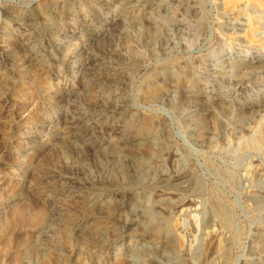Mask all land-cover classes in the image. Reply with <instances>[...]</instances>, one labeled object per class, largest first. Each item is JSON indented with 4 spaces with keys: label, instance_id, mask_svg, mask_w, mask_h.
I'll return each instance as SVG.
<instances>
[{
    "label": "rangeland",
    "instance_id": "obj_1",
    "mask_svg": "<svg viewBox=\"0 0 264 264\" xmlns=\"http://www.w3.org/2000/svg\"><path fill=\"white\" fill-rule=\"evenodd\" d=\"M157 1L163 4L153 9L152 20L146 22L143 18L139 19L143 32H138L131 24L126 26L129 19L122 26L112 24L110 33L114 34L109 33L110 39L106 37V41L102 40V44H99L102 46L96 47L94 52L97 55H113L109 60L115 66L113 72L121 82L118 88L125 92L126 103L136 117L129 129H118L111 134L94 133L98 140H119L128 134L136 135L143 122L149 119L161 121L159 130L168 136V146L160 157L165 166L158 170L159 176L165 179L127 189L121 198L132 199L143 192L140 194L142 203L136 211L148 219L144 217V220L141 219L144 224H135L127 231L129 233H123V238L112 241L124 249L110 257L104 254V245L114 232L121 230L129 209L116 203L114 190L107 192L116 205L112 214L98 212L93 206L86 207L87 195L102 193L90 187L86 181L102 177L109 185L127 182L111 174L113 172L106 166L103 153H92L84 148L80 134L76 136L79 138L77 144L84 150L69 147L75 136L68 134L64 135L68 137L66 149L63 144L53 145L56 131L46 126L52 115L58 112L63 114L62 105L66 104L58 103L54 95L59 89L69 90L78 86L71 77L72 66L67 62L69 57H83L79 43L84 35L94 32L96 21L93 24L84 23L85 17H82L83 20H67L63 27L64 34L60 37L59 53L51 51V44L47 40L39 43L34 39L40 27L36 13L41 9H50L55 17L64 13L66 2L72 6L82 4L80 7L85 8L88 14L94 12L92 15L96 18L99 16L105 20L113 13L117 14L121 8L115 11L118 5L114 0H107L109 3L106 5H98L96 0H59L56 6L52 4L53 0H0V224L16 220L5 229L6 234L0 235V256L4 264H20L27 254H36L41 264H128L132 247L141 238L142 226H157L160 223L172 232L173 236L169 235L173 238L172 251L169 252L171 257H167L174 264H189V261L190 264H264V250L260 254L257 252L261 242H264V202L259 204L256 200L257 196H264V179L257 173L264 169V145L253 142L251 137L256 126L264 124V69L261 74L246 78L247 97H252V106L261 105V111L244 110L239 106V99L235 95V91L240 89L237 86L239 77L219 75L227 67L223 60L237 55L245 46L246 42L243 41L250 40L246 36L253 31L260 33L259 37L264 35V0ZM125 12L128 18L131 17V10ZM72 25L80 29L76 35L70 32ZM68 33L71 36H67ZM19 42H24V46L21 47ZM29 54L35 59L28 62L22 72L17 71ZM135 58L139 61H135ZM239 63L246 64V61ZM90 73L87 93L82 96L83 99H77L73 106H76L75 114L91 116L101 111L104 97L98 94L97 86L101 80H105L106 70L102 68ZM259 94L261 96L257 99ZM204 95L209 99L203 103L199 99ZM219 105L234 110L235 116L226 111L212 114L210 111ZM197 119L203 121V129L216 128L219 131L213 145L201 142L203 129H197L192 124ZM63 125H60V130L65 132L67 129ZM34 131L39 134L35 144L27 140V135ZM36 146H41V150L33 153ZM128 147L130 150L133 146L128 144ZM146 148L142 146L141 149L147 152ZM122 155L126 157L124 152ZM195 183H198L197 187ZM168 185L170 189H167ZM157 194L163 197L159 201L155 199ZM115 210L116 216L113 215ZM218 210L223 211L225 216L216 217ZM82 212H91V217H82ZM160 212L165 213L161 222L157 218ZM47 221H52V224L46 226L43 236L39 237V225ZM78 223L83 224L84 229L80 231L81 234L74 235L72 228ZM213 225H219L215 227L217 233L208 232V227ZM94 227L103 231L102 236L89 238ZM166 228L161 227L162 236ZM85 236H88L87 239H83ZM52 240L55 242L52 243ZM179 242L181 247H178ZM148 245L162 248L163 244L154 242ZM54 248L58 249L57 259L53 256ZM174 249H179V252ZM158 257L167 259L160 254Z\"/></svg>",
    "mask_w": 264,
    "mask_h": 264
},
{
    "label": "bare ground",
    "instance_id": "obj_2",
    "mask_svg": "<svg viewBox=\"0 0 264 264\" xmlns=\"http://www.w3.org/2000/svg\"><path fill=\"white\" fill-rule=\"evenodd\" d=\"M75 1V0H74ZM82 1V0H81ZM86 1V0H85ZM98 5H106L107 0H96ZM110 1V0H109ZM115 2H117V8L115 11H117L119 8L120 11L116 14L113 13L111 16L106 17L105 20L100 19L99 16H97V18L92 15L91 13H87V10L83 7L80 6H72L69 2L64 4L63 10L64 13L56 15L55 17H53V13L50 11V9H41L39 12H37L36 14L38 15V19L40 20V27L38 29V34L36 33V37L34 39V42H43L45 40H47L48 43L51 44V51L52 52H57L59 53V49H60V39L62 38L64 31H63V27L64 24L67 20H79L81 18V20L84 21V23L87 22H94L95 23V30L92 33H88L87 35H84L81 38V41L79 43L80 46H82L81 50L83 51V57H78L77 58H70L69 57V61L67 62L68 65L72 66L71 69V77H73V81H76V83H78L77 87H74L72 89H59V91L54 95L55 100L60 103V102H64L66 103L65 105H62V107H64V110H62V115L59 114H54L50 117L49 122L46 123V126H48L47 129L51 130V129H55L56 131V135L53 137L52 139V143L54 146H59L60 144H63V146H65V148L67 147V140L66 136H64L65 134L71 135V136H75L72 141H70L71 145L69 147H74V148H80V150L83 149V147H81L79 144H77L79 142V138H77V135H81L83 137L84 143L82 142V144L85 146L84 148L87 149L88 151L92 152V153H103L102 155H104V159H105V164L108 167V169L113 172L111 174H116L117 177H122L124 180H126V184H116V183H111L109 185V183L102 177H98V178H91L89 181H86V183H88V185H90V187H93V189H97L102 191V193L96 194V193H91L89 195H85V206L89 207V206H93L94 209L98 212H102L105 211L109 214H112L113 209H116V205L114 203V199H111V195H108V191L114 190V196H115V200L117 204H122L125 205L128 209L129 212L127 210L126 213H128L131 218L128 219L130 216L128 215L127 220L122 222L121 225V230L118 232H114L113 233V237H111V239L107 242L105 246V248L103 249L104 254H108L111 256L113 255H117L120 254V251L123 250L124 248H122V245H115L112 243V241H118L119 239L123 238V233L127 234L129 232H127L129 229H131L135 224H139V222L141 223V219H145L146 215L138 213L136 211V208L141 205V195L142 193L138 194V195H134V197L128 200L125 199H121L124 195L125 192L128 191L127 189H134L138 186L142 187L141 185H143L144 183H148V182H153L152 184H154L155 181L161 180L163 178H161L158 174V170L159 168L162 169L164 165V162L162 160H160V157L162 156V153L164 152V149H166V147L168 146V136L165 135L164 133L161 132V130H159L161 124L159 121L156 120H150L148 122H143V127H141V129L138 131V133L136 135H134V133H132V135L128 134L122 138H120L119 140H114V139H110L108 141H99L97 136L94 135V133L96 132H103V133H112L115 132L118 129H126L129 126H131L133 124V122L136 120L135 117V113L133 112L132 108L129 107V105L126 103V98L124 96L125 92L123 93V91H121L122 89L118 88L121 84V82L118 81L117 77L118 75H116L115 72H113V70L115 69V66H112L110 64V60L113 57V55H97L94 52L96 51V47L100 46L99 44L101 43L102 40L106 41L105 38L107 37V39L109 38L108 35L110 33V25H124L126 23V21L129 19L130 23H126V26L129 27V24L132 25V27L134 29H137L138 32H141L142 29L140 27V20L141 18L144 19V21L146 22H150L152 20V13H153V9L159 8L161 7V5L163 4V2L160 3V1L157 0H114ZM165 1V0H164ZM167 1V0H166ZM63 3V2H62ZM74 3V2H73ZM83 3V2H82ZM91 3V1H90ZM111 3V2H110ZM52 4L54 6L59 4V0H53ZM177 4V3H176ZM39 5V4H38ZM156 5V6H155ZM241 5V4H240ZM192 6V5H191ZM94 7V4H93ZM116 7V6H115ZM238 7V5H237ZM90 10V9H89ZM131 10L132 14L131 17L128 18V14L125 11ZM161 10V9H160ZM114 11V10H113ZM159 11V10H158ZM62 12V11H59ZM156 12V11H155ZM154 12V13H155ZM178 13V12H176ZM182 13V11H181ZM35 14V13H34ZM166 14V13H165ZM55 15V14H54ZM179 15V14H178ZM21 16V15H20ZM175 16V15H174ZM82 17H85L82 19ZM111 18V19H110ZM36 19V18H34ZM103 21H106L105 23ZM158 22V21H157ZM142 23V22H141ZM160 24V23H159ZM222 24V23H221ZM112 25V26H113ZM121 25V26H122ZM130 25V26H131ZM111 26V27H112ZM142 26V25H141ZM160 26V25H159ZM227 26V25H226ZM232 26V25H231ZM34 27V26H33ZM116 27V26H115ZM144 27V26H142ZM166 27V26H165ZM220 27V26H219ZM69 28V27H68ZM114 28V27H113ZM119 28V27H118ZM124 28V26H123ZM168 28V27H167ZM129 29V28H127ZM158 29V28H157ZM188 29V28H187ZM234 29V28H233ZM68 31V29H66ZM79 28L75 27V26H71L70 28V32L71 34L76 35L77 33H79ZM114 30V29H113ZM112 30V31H113ZM132 30V28H131ZM66 31V32H67ZM161 31V30H160ZM224 31V30H223ZM233 31V30H232ZM40 32V33H39ZM82 32V30H81ZM90 32V30H89ZM128 32V31H127ZM131 32V31H130ZM134 34L136 31H133ZM143 32V31H142ZM32 33V32H31ZM30 33V34H31ZM112 33V32H111ZM110 33V34H111ZM137 33V32H136ZM162 33V31H161ZM175 33V32H174ZM245 33V32H244ZM71 34L68 33L67 36H71ZM114 34V33H112ZM131 34V33H130ZM138 34V33H137ZM183 34V33H182ZM240 34V33H239ZM246 34V33H245ZM250 34V33H249ZM185 35V34H184ZM187 35V34H186ZM241 35V34H240ZM248 35V34H247ZM260 33H257L256 31H253L250 35L246 36L247 38H249L250 40H244L243 42L245 43V46L242 50L238 51V54L232 57H227V59L223 60V64L227 65L224 73H220L219 75H223L227 76V77H239V80L237 82V86L238 90H236L235 95L237 96V98L239 99V106H241L242 108L247 109H251V110H255L258 111L260 110L259 108L261 107V105H257V106H252V97L249 98L247 97L249 94V91H247L246 89V78L249 77L250 75H256L259 74L261 72V70L263 71L264 69V51L259 52V50H264V43L263 39H264V35H262L261 37H259ZM66 36V35H65ZM114 36V35H112ZM135 36V35H134ZM243 36V37H244ZM61 37V38H60ZM182 37V36H181ZM186 37V36H185ZM242 37V36H241ZM64 38V37H63ZM72 38V37H71ZM68 39V38H67ZM110 39V38H109ZM108 39V40H109ZM254 39V40H252ZM33 40V39H32ZM22 41V40H21ZM63 41V40H62ZM262 41V42H261ZM27 42V41H26ZM78 42V41H77ZM103 42V41H102ZM137 42V41H136ZM20 43V42H19ZM138 43V42H137ZM21 44V45H20ZM19 45L21 47L24 46V42L20 43ZM49 44V45H50ZM102 44V43H101ZM105 45V44H104ZM15 46V45H14ZM19 46V47H20ZM38 46V45H37ZM40 46V45H39ZM63 46V45H62ZM102 46V45H101ZM100 46V47H101ZM143 46V45H142ZM75 47V46H74ZM99 47V49H100ZM64 48V47H63ZM62 48V49H63ZM1 49V48H0ZM103 49V48H102ZM4 50V49H3ZM105 50V47L104 49ZM67 51V50H66ZM65 51V52H66ZM69 51V50H68ZM110 51V50H109ZM21 52V51H20ZM101 52V51H100ZM73 53V52H72ZM102 53V52H101ZM114 53V52H113ZM112 53V54H113ZM258 53V54H257ZM7 54V53H6ZM77 54V53H76ZM111 54V53H110ZM254 54V55H253ZM61 55V54H60ZM64 55V54H63ZM54 56V55H53ZM57 56V55H56ZM136 55L134 54V57ZM119 57V56H118ZM33 58L30 54L27 56V58L21 63V65L17 68V71L22 72L24 70L25 67H27L28 62H30ZM19 60V59H18ZM135 61H139L137 58L134 59ZM240 61H246V64H241L239 63ZM66 62V61H65ZM129 62V61H128ZM20 63V62H19ZM63 63V62H62ZM134 63V62H133ZM136 64V62H135ZM9 66V65H8ZM15 66V63H14ZM199 67V66H198ZM39 68V67H38ZM102 68H105L106 70V78L105 80H101L102 82H100L97 86V90H98V94L100 96L104 97V101L101 103L100 106H102L101 111L99 113L96 114H92L91 116H88L86 113H78L77 114L74 113V107L73 106L76 104V100L81 98L82 96H85L84 94L87 93L88 91V84H87V80L88 78H90L91 75V71L93 70H100ZM182 68V66H181ZM35 71V70H34ZM118 71V70H117ZM70 73V72H69ZM95 73V72H94ZM161 73V72H160ZM159 73V74H160ZM23 74V73H22ZM27 74V73H26ZM40 74V73H39ZM158 74V75H159ZM173 74V73H172ZM261 74V73H260ZM98 75V74H97ZM171 75V74H170ZM25 76V75H23ZM117 76V77H116ZM19 77V76H18ZM22 77V76H21ZM64 77V75H63ZM157 77V75H156ZM9 79V78H8ZM177 79V77H176ZM232 79V78H230ZM236 79V78H235ZM127 81V80H126ZM147 81V80H146ZM176 81V80H175ZM7 82V81H6ZM45 82V81H44ZM180 82V81H179ZM186 82V81H185ZM254 82V81H253ZM5 83V82H4ZM106 84V85H105ZM176 84V82H175ZM182 84V83H181ZM192 84V83H191ZM190 84V85H191ZM11 85V83H10ZM177 85V84H176ZM184 85V83H183ZM108 86V87H107ZM149 86V85H148ZM182 86V85H181ZM177 88V87H176ZM124 89V88H123ZM185 89V87H184ZM188 89V88H187ZM186 89V90H187ZM3 90V88H2ZM182 91V90H181ZM2 92V91H1ZM160 93V92H159ZM183 93V92H182ZM221 93V92H220ZM151 94H149L150 96ZM219 95V94H218ZM89 96V95H88ZM148 96V97H149ZM159 96V95H158ZM214 96V95H213ZM224 96V95H223ZM259 96H261L260 94L256 97L257 99L259 98ZM151 97V96H150ZM149 97V99H151ZM209 97V96H208ZM206 95L203 96V98L201 97L199 100H201L203 103L205 102V100H208V98ZM157 98V97H156ZM219 98V96H218ZM83 99V97H82ZM251 99V100H250ZM103 100V99H102ZM153 100V98L151 99ZM195 101V100H194ZM218 101V100H217ZM223 102V101H222ZM202 103V104H203ZM208 103V102H207ZM206 103V104H207ZM3 104V103H2ZM90 105V104H89ZM204 105V104H203ZM202 105V106H203ZM214 107V106H213ZM233 107V106H232ZM263 107V106H262ZM140 108V107H139ZM216 108V107H215ZM211 110L210 112L212 114H217L219 111H226L228 113H230V115L235 116V111L225 107L223 105H219L216 109ZM208 109V108H207ZM209 110V109H208ZM85 111V110H84ZM87 111V110H86ZM261 111V110H260ZM80 112V111H79ZM92 112V111H91ZM90 112V113H91ZM143 112V111H142ZM208 112V111H207ZM249 112V111H247ZM61 113V111H60ZM258 114V112H257ZM137 115V114H136ZM206 115V114H205ZM208 115V114H207ZM206 115V116H207ZM220 115V114H219ZM256 115V114H255ZM208 117V116H207ZM223 119V117H221ZM141 119V118H140ZM221 119V120H222ZM244 119V118H243ZM238 120V119H237ZM194 123L195 128H201L203 129L204 123L201 119H197L194 122H192V124ZM210 123V122H209ZM64 124V125H63ZM163 124V123H162ZM225 124V123H224ZM60 125L65 126L66 131L62 132V130H60ZM211 126V125H210ZM241 126V125H240ZM132 128V127H131ZM162 128V127H161ZM129 129V128H128ZM136 129V128H135ZM221 129V128H218ZM134 130V129H133ZM163 130V128H162ZM223 131V130H222ZM46 133V132H45ZM63 133V134H62ZM224 133V131H223ZM222 133V134H223ZM221 134V133H220ZM219 135V131L216 128L213 129H203V134L201 135V142L205 145H213L215 141V139L217 138V136ZM9 137V136H8ZM38 137L39 134L36 133L35 131L32 134L27 135V140L31 143H36L38 142ZM251 137H252V141L256 142L257 144H263L264 145V124L260 123L256 126L255 130L251 133ZM102 138V137H101ZM42 139V137H41ZM219 139V138H218ZM247 141V140H246ZM45 142V141H44ZM43 142V144H44ZM86 143V144H85ZM39 144V143H38ZM37 144V145H38ZM128 144H130V146H133L130 150L128 147ZM82 145V146H83ZM142 146H146L148 149L147 152L142 151ZM171 146V145H170ZM261 146V145H260ZM37 147V146H36ZM171 148V147H170ZM63 149V148H62ZM67 149V148H66ZM125 149V150H124ZM39 151L41 150V146L37 147V149L33 150L34 151ZM57 150V149H56ZM84 150V149H83ZM86 150V151H87ZM60 151V150H59ZM173 151V150H172ZM176 151V150H175ZM58 152V151H57ZM67 152V151H66ZM122 152V153H121ZM123 152L125 153L126 157H123ZM41 154V152H38ZM86 153V152H85ZM174 153V152H173ZM36 154V153H35ZM39 154V155H40ZM90 154V153H89ZM88 154V155H89ZM165 154V153H164ZM38 155V154H36ZM170 155H174L172 153H170ZM168 155V156H170ZM178 155V154H176ZM36 157V156H35ZM164 157V155H163ZM166 157V156H165ZM171 157V156H170ZM168 157V158H170ZM54 158V157H53ZM59 158V157H58ZM57 158V159H58ZM181 159V158H180ZM168 160V159H167ZM35 161V160H34ZM179 161V160H178ZM167 161L165 160V163ZM174 163V162H173ZM176 163V162H175ZM172 164V163H171ZM180 164V163H179ZM46 165V164H45ZM170 165V164H169ZM168 165V166H169ZM30 167V166H29ZM171 167V166H170ZM178 167V166H177ZM78 169V168H76ZM160 169V170H161ZM36 170V169H35ZM42 170V169H41ZM87 170V169H86ZM159 170V171H160ZM260 170V169H259ZM32 171V170H31ZM94 171V170H93ZM96 171V170H95ZM76 172V171H74ZM95 173V172H94ZM259 173V175L261 176L262 179H264V169L257 172ZM45 175V174H44ZM56 175V174H55ZM74 175V174H73ZM92 175V174H91ZM109 175V174H107ZM166 175V174H164ZM163 175V176H164ZM178 175V174H177ZM78 176V173H77ZM76 176V177H77ZM175 176V175H174ZM97 177V175H96ZM173 177V176H172ZM51 178V177H50ZM70 178V177H69ZM83 178V177H82ZM77 179V178H76ZM165 179V178H164ZM163 179V180H164ZM180 179V178H179ZM183 179V178H181ZM193 179V178H192ZM60 180V179H59ZM65 180V179H64ZM74 180V179H72ZM170 180V179H169ZM173 180V179H172ZM177 180V179H176ZM184 180V179H183ZM261 180V179H260ZM174 181V180H173ZM181 180H179L178 182H180ZM185 181V180H184ZM192 181V180H191ZM262 181V180H261ZM72 182V181H71ZM77 182V181H76ZM125 182V181H124ZM162 182V181H161ZM160 182V183H161ZM194 182V181H193ZM79 183V182H78ZM82 183V182H81ZM122 183V182H120ZM156 183V182H155ZM159 183V182H158ZM172 183V182H171ZM170 183V184H171ZM182 183V182H180ZM179 183V184H180ZM192 183V182H191ZM73 184V183H72ZM71 184V185H72ZM75 184V183H74ZM150 184V183H149ZM169 184V183H168ZM169 184V185H170ZM172 184H175L172 183ZM177 184V183H176ZM175 184V185H176ZM46 185V184H45ZM77 184H75L76 186ZM83 185V184H82ZM146 185V184H145ZM148 185V184H147ZM163 185V184H162ZM169 185L167 186V189L169 187ZM191 185V184H190ZM23 186V185H22ZM21 186V187H22ZM69 186V185H68ZM87 186V185H86ZM155 186V185H154ZM153 186V187H154ZM158 186V185H157ZM195 187L198 186V183L194 184ZM193 186V187H194ZM160 187V186H159ZM166 187V186H165ZM175 187V186H174ZM68 188V187H67ZM70 188V186H69ZM79 188V187H78ZM86 188V187H85ZM157 188V187H156ZM92 189V188H91ZM143 189V188H142ZM155 189V188H154ZM170 189V187H169ZM198 189V188H197ZM164 190V189H163ZM162 190V191H163ZM176 190V189H175ZM65 191V190H64ZM159 191V190H158ZM106 192V193H104ZM148 192V190H147ZM170 192V191H169ZM55 193V192H54ZM63 193V192H62ZM78 193V192H77ZM76 193V194H77ZM137 193V192H136ZM167 193V192H166ZM173 193V192H172ZM146 194V193H145ZM178 194V193H177ZM59 195V194H58ZM84 195V194H83ZM158 195V194H157ZM166 195V194H165ZM64 196V195H63ZM43 197V196H42ZM53 197V196H52ZM73 197V196H72ZM156 201H159L160 199H162V194L155 196ZM55 198V197H54ZM171 198V197H170ZM256 200L258 201L259 204L264 202V196H257ZM255 200V201H256ZM54 202V201H53ZM160 203V202H159ZM50 204V203H49ZM155 204V203H154ZM53 205V203H52ZM64 205V204H63ZM215 205V204H214ZM2 206V205H1ZM5 206V205H4ZM51 206V205H50ZM56 206V205H55ZM60 206V205H59ZM66 206V205H64ZM84 206V207H85ZM3 207V206H2ZM52 207V206H51ZM61 207V206H60ZM72 207V206H71ZM119 207V206H118ZM154 207V206H153ZM6 208V207H5ZM64 207H62L63 209ZM142 208V207H141ZM217 208V207H216ZM3 209V208H2ZM57 209V208H56ZM59 209V208H58ZM68 209V208H67ZM83 209V208H82ZM159 208H157L158 210ZM188 209V208H187ZM222 209V208H221ZM1 210V209H0ZM54 210V209H53ZM65 210V209H63ZM86 210V209H85ZM84 210V211H85ZM126 210V209H125ZM156 210V209H155ZM154 210V211H155ZM167 210V209H166ZM220 210V209H219ZM216 212L215 216L218 218H221L222 216H225V213L223 211H219ZM223 210V209H222ZM6 211V210H5ZM59 211V210H57ZM61 211V210H60ZM161 211V210H160ZM163 211V210H162ZM210 211V210H209ZM152 212V211H150ZM164 212V211H163ZM163 212L158 213L157 218H159L158 220H160L163 215L165 214ZM63 213V212H62ZM82 217L85 218H90L91 217V212H82ZM58 214V213H56ZM60 214V213H59ZM124 214V213H123ZM122 214V217H123ZM156 214V213H155ZM167 214V213H166ZM52 215V214H51ZM98 215V214H97ZM114 216H116V210L113 213ZM229 215V214H228ZM104 216V215H103ZM56 217V216H54ZM59 217V216H58ZM71 217V216H70ZM145 217V218H144ZM156 217V216H155ZM108 218V216H107ZM136 218V219H135ZM156 218V219H157ZM229 218V217H228ZM53 219V218H52ZM60 219V218H58ZM78 219V218H76ZM75 219V220H76ZM96 219V218H95ZM113 219V218H112ZM118 219V218H117ZM148 219V218H146ZM111 220V219H110ZM119 220V219H118ZM169 220V219H168ZM92 221V220H91ZM90 221V223H91ZM96 221V220H95ZM100 221V220H99ZM151 221V220H150ZM55 222V221H54ZM82 222V221H81ZM98 222V221H96ZM154 222V221H152ZM158 222V221H157ZM161 222V220H160ZM14 223H16V220H11L8 221L5 224H0V235H2L3 233L6 234L5 230L8 226H10L11 224L13 225ZM43 223V222H42ZM151 223V222H150ZM170 223V222H168ZM52 221L48 223V221L46 223H43V225H39L38 228V232H39V237H42L45 231V229L47 228L46 226H51ZM74 224V223H73ZM96 224V223H95ZM121 224V223H118ZM144 223H141L140 225H142ZM153 224V223H152ZM99 225V224H98ZM149 224H146L143 228V232L140 233V240L135 244L134 247H132V256L128 259V264H174L173 260L169 261V258L167 257L169 255V252H171L172 248H170V246L173 244L171 236L172 235L171 231L162 226V224L160 223L159 225H154V226H148ZM151 225V224H150ZM93 226V225H92ZM97 226V225H96ZM169 226V225H167ZM219 226V225H217ZM215 226V227H217ZM101 227V226H100ZM113 227V226H112ZM111 227V228H112ZM139 227V226H138ZM141 227V226H140ZM161 227L162 228H166V233L165 235H161ZM213 226H209L208 227V232L209 233H213L216 232L217 233V229ZM70 228V227H69ZM86 228V227H85ZM141 228V230H142ZM172 228V227H171ZM72 233L74 235L76 234H81L80 231L83 228V224H77L75 225L74 228H72ZM115 229V228H114ZM150 229V230H149ZM50 230V229H49ZM91 230V229H90ZM101 230V229H100ZM99 229H96V227H94V230L92 232V235L89 236V238L91 237H100L102 236L103 231H100ZM220 230V229H219ZM69 231V230H68ZM86 231V229H85ZM189 231V230H188ZM264 231V230H263ZM147 232H149V234H147ZM187 232V231H186ZM49 233V232H48ZM209 233H207V235H209ZM136 234V232H135ZM175 234V233H173ZM188 234V233H186ZM70 235V234H69ZM189 235V234H188ZM71 236V235H70ZM136 236V235H135ZM173 236V235H172ZM88 236H85L83 239H87ZM106 237V236H105ZM216 237V234H215ZM54 238V237H53ZM128 238V237H127ZM137 238V237H136ZM212 238V237H211ZM170 239V240H169ZM50 240V239H49ZM177 240V239H176ZM43 241V240H42ZM41 241V242H42ZM54 240H52L53 243ZM55 242V241H54ZM106 242V241H105ZM122 242V241H121ZM162 243V248H155V247H151V245L149 246L148 243ZM216 242V240H215ZM258 242V241H257ZM44 243V242H43ZM94 243V242H93ZM126 243V242H125ZM186 243V242H185ZM217 243V242H216ZM215 243V244H216ZM127 244V243H126ZM125 244V245H126ZM159 245V244H158ZM177 245V244H176ZM47 246V245H46ZM45 246V247H46ZM61 246V245H60ZM92 246V245H91ZM175 246V245H174ZM173 246V248H174ZM180 246V242L178 247ZM182 246V244H181ZM180 246V247H181ZM256 246V245H255ZM49 247V246H47ZM46 247V248H47ZM90 247V246H89ZM188 247V246H187ZM44 248V247H43ZM45 248V249H46ZM71 248V247H70ZM99 248V247H98ZM42 249V248H41ZM49 249V248H48ZM89 249V248H88ZM92 249V248H91ZM187 248H185L186 250ZM222 249V248H221ZM260 250H257V252H259V254L261 253V251L264 250V242H261ZM50 250V249H49ZM74 250V248H73ZM100 250V249H99ZM175 250V249H174ZM178 250V251H177ZM175 250V252H179V249ZM214 250V249H213ZM256 250V249H255ZM57 251L58 249L54 248V258L57 259ZM62 251V250H61ZM102 251V250H101ZM10 252V251H9ZM43 252V251H42ZM47 252V251H46ZM49 252V251H48ZM8 253V252H7ZM60 253V252H59ZM66 253V252H65ZM91 253V252H90ZM181 253V252H180ZM179 253V254H180ZM77 254V253H76ZM101 254V253H99ZM130 254V253H129ZM158 254H160L162 257H167V259L162 260V258L158 257ZM182 254V253H181ZM186 254V253H185ZM188 254V253H187ZM213 254V253H212ZM255 254V253H254ZM36 255V254H35ZM35 255L32 254H27L25 257L22 258L20 264H41L39 258H36ZM88 255V254H87ZM92 255V254H90ZM107 255V256H108ZM214 255V254H213ZM218 255V254H217ZM10 255L8 254V257ZM170 256V255H169ZM183 256V255H182ZM216 256V254H215ZM214 256V257H215ZM75 257V256H74ZM94 257V256H93ZM96 257V256H95ZM106 257V256H105ZM129 257V256H128ZM171 257V256H170ZM7 258V257H4ZM60 258V257H59ZM213 258V257H212ZM69 259V258H68ZM74 259V258H73ZM75 260V259H74ZM186 260V259H185ZM71 261V260H70ZM109 261V260H108ZM113 261V260H112ZM124 261V259H123ZM167 261V262H166ZM225 261V260H224ZM75 262V261H74ZM94 262V261H93ZM182 262V261H181ZM185 262V261H183ZM182 262V263H183ZM187 262V261H186ZM0 264H4L2 261V258L0 256ZM69 264V263H68ZM109 264V263H108ZM123 264V263H122ZM190 264V261H189Z\"/></svg>",
    "mask_w": 264,
    "mask_h": 264
}]
</instances>
